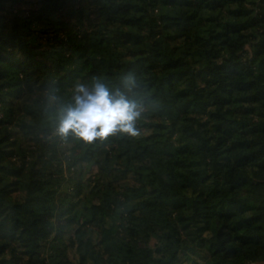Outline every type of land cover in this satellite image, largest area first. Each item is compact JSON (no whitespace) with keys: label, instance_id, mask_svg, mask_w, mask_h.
I'll use <instances>...</instances> for the list:
<instances>
[{"label":"trees","instance_id":"obj_1","mask_svg":"<svg viewBox=\"0 0 264 264\" xmlns=\"http://www.w3.org/2000/svg\"><path fill=\"white\" fill-rule=\"evenodd\" d=\"M127 73L139 136L55 134ZM193 256L264 264V0H0V264Z\"/></svg>","mask_w":264,"mask_h":264},{"label":"clouds","instance_id":"obj_2","mask_svg":"<svg viewBox=\"0 0 264 264\" xmlns=\"http://www.w3.org/2000/svg\"><path fill=\"white\" fill-rule=\"evenodd\" d=\"M49 109L54 113L55 134L61 139L74 137L85 145L104 142L110 137H137V121L145 105L140 97L137 77L127 73L120 86L112 89L100 78L73 86L68 102L50 97Z\"/></svg>","mask_w":264,"mask_h":264},{"label":"rangeland","instance_id":"obj_3","mask_svg":"<svg viewBox=\"0 0 264 264\" xmlns=\"http://www.w3.org/2000/svg\"><path fill=\"white\" fill-rule=\"evenodd\" d=\"M142 132H143V130H142ZM96 167L94 166L93 167V169H95ZM69 258H71V259H75V256H76V254H75V249L74 248H69ZM194 259H197V258H195L194 256L193 257H191V258H187V257H185L184 258V264H196L195 262H193V260Z\"/></svg>","mask_w":264,"mask_h":264}]
</instances>
